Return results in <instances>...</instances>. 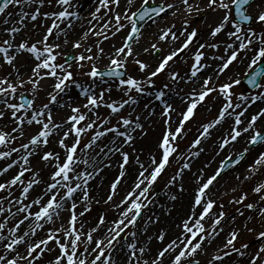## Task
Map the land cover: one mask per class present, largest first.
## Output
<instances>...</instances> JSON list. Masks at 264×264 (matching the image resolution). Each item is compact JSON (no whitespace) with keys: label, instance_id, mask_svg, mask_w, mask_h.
<instances>
[{"label":"snow or ice","instance_id":"snow-or-ice-1","mask_svg":"<svg viewBox=\"0 0 264 264\" xmlns=\"http://www.w3.org/2000/svg\"><path fill=\"white\" fill-rule=\"evenodd\" d=\"M181 2L189 13L193 7L201 10L199 4L192 5L189 0ZM254 2L207 0L208 9L223 13L215 26H209V36L215 38L223 33L227 39L199 43L190 57L192 62L188 70L181 75L171 68V64L190 49L199 35L197 29L188 30L187 20L179 35L173 31L175 25L160 29L158 41L180 43L168 54L160 56L154 68L139 59V54H134V44L142 35L138 22L155 21V17L175 9V4L142 0L133 11L134 0H126L124 10L117 11L121 0H96L97 6L90 14L86 30L71 44L73 49L82 51L67 53L61 49L69 44L68 36L75 28L73 20L80 19L77 12L70 10L74 7L73 0H0V33L7 34V38L0 40V67L6 64L11 68L0 77V120L10 116L15 125L10 131L0 129V161H7L0 167V177L16 169L11 178L0 182V193L4 194L0 195V264H117V252L124 254L120 264H200L195 257L206 253L208 246L223 232L226 217L223 204L217 205L210 188L226 169L245 158L249 147L237 153L235 158L232 154L224 157L214 174L206 180L201 171L188 214L176 225L178 234L167 243H164L167 238L164 231L154 237L146 235L148 225L156 223L158 218L145 220L143 213L154 203V186L171 159L177 161L178 168L166 187L181 179L185 170L190 169L191 159L204 151L202 141L210 137L212 129L229 118L233 123L227 134L221 137L217 155L248 133L249 146L264 143V132L257 127L258 121L264 118V110L246 117L251 104L264 99V30L252 27L253 22L264 25V10L255 15L249 12L248 8ZM45 5L55 6L58 10L43 11ZM38 18L51 21L43 36L34 42L22 38L16 43L17 35L24 31L28 22H36ZM126 29L121 45L116 47L113 44L106 52L103 43ZM89 36L98 39L87 45L85 42ZM181 37H184L182 41ZM149 51L144 49L146 53ZM161 51L158 42L151 44L153 57ZM25 53L33 61L27 79L16 64L18 56ZM105 57L108 63L101 68L99 64ZM130 57L143 77L128 74ZM241 64L245 67L242 74L238 69ZM233 67H237V73L228 75ZM162 73L168 74L170 83L157 88L155 78ZM225 76L227 79L222 81ZM78 77H87V80ZM46 79L52 81L48 102L38 106L37 94L41 82ZM245 80L257 90L255 95L234 91ZM181 83L191 85V91L183 96L180 95L183 91L179 87ZM113 84L122 93L119 99L112 98ZM25 85H31L28 90L31 98L25 96ZM73 91L79 100L72 96ZM173 92L186 105L179 113L180 119L174 129L171 126L172 113L176 108L169 96ZM213 93L223 98L217 116L203 123L190 146L181 151L179 141L186 135L185 124ZM140 96L154 97V102H159L161 107L165 130L157 143L160 158L150 155L145 162L136 153V177L117 202L115 197L127 177V166L131 162L125 148L136 152L135 134L144 129L140 116L133 115ZM234 97L243 104L234 103ZM57 104L70 110L61 123L54 120L50 107ZM126 106L131 111L124 114ZM152 111L154 114V109ZM33 125L39 126L35 134L27 142H20L25 136V126ZM54 136H59L57 143L63 150V158L60 152L48 148L50 138ZM117 154L120 157L119 171L109 185L106 198H103L104 204L114 208L115 217L110 219L107 214L100 215L89 226L86 216L93 203L101 202L91 195L94 189L90 182L105 168L112 167L111 158ZM33 157L43 162V168H34ZM261 167H264V152L255 158L248 172L255 174ZM44 168L51 169L47 179L42 175ZM41 185L40 191L33 195ZM252 192L259 197V202H264V183H259ZM170 199L175 201L177 196L171 195ZM247 199L248 194L242 193L229 203L242 204L248 210L256 209L259 217L264 219V204H245ZM64 213L68 214L67 217ZM254 219L248 217L249 221ZM141 221L143 227L138 228ZM244 227L249 233H255V239L261 242L255 251H247L250 243H240L242 230L233 228L207 264L217 261L223 264L225 257L232 253L248 255V264H264V227L258 231L248 225ZM41 231L43 236H39ZM141 237H145L143 243ZM153 239L163 244L154 255L150 247ZM53 252L56 255L45 260Z\"/></svg>","mask_w":264,"mask_h":264},{"label":"rangeland","instance_id":"rangeland-1","mask_svg":"<svg viewBox=\"0 0 264 264\" xmlns=\"http://www.w3.org/2000/svg\"><path fill=\"white\" fill-rule=\"evenodd\" d=\"M142 0H134V5L132 7V10L135 11L136 8L139 7V5L141 4ZM161 2L164 3H172L175 5H180L182 11L180 13H177L176 15L167 17L162 19V21H164L163 23V29L164 28H169L172 25H175V28L173 29V31H177L178 29H182L183 27H185V20L188 21V30L191 31L192 29H197L199 32L198 38L196 39V41L194 42V44L190 47V49L186 50V53L181 54L180 58L178 60H176L174 63L171 64V68L174 69L175 71H178L181 75H183L187 70L189 65L191 64V55L192 53L196 50V47L198 46L199 43H204L205 41H212L213 39L216 41H225L227 39V37L224 34H220L219 36L212 38L209 36V32H210V27L209 26H215V24L219 21L220 16L223 15L222 12L220 13H214L212 12L211 9L207 8V0H189V3L192 5H196L199 4V8L201 9L200 11H197L195 7H193L191 13H189L188 11H186V6L181 2V0H155L156 4H160ZM125 6L122 8V10H124ZM58 9L55 6H48L45 5L43 11H57ZM120 10V11H122ZM171 9H169L166 13H164V15L162 16V18L164 16H166L167 13L170 12ZM264 10V0H255V2L252 4V6L250 8H248V11L251 12L253 15L257 14L258 12ZM10 11H14L12 9H10ZM212 14L216 15V19L213 21L212 18ZM157 20V19H155ZM45 22V20L43 19H39L31 26H28L27 28L24 29V31L20 34L17 35V40L16 42H20V40L22 38L24 39H29L30 42H34L36 40H39L43 34H41L40 36H37L36 32H39L40 29L42 28V24ZM151 21H147L145 23V25H143L141 27V33L143 35V30L148 26V23ZM252 27L256 28L257 30H264V25L261 24H257L255 22L252 23ZM34 28V29H33ZM127 29L124 32H121L120 34H118L119 41H118V46L121 45L122 40L124 35L126 34ZM227 31V29H226ZM37 37H36V36ZM205 35V36H204ZM204 36V37H203ZM205 37H209L207 39H205ZM7 38V34L3 33L2 35H0V40H3ZM151 39H153L154 37H150ZM62 39V38H61ZM98 39L97 37H94L93 39H90L89 41H87V45H91L93 43L94 40ZM181 41L184 39V37L180 38ZM78 40L77 38H71L70 39V43L72 44V42ZM174 43V42H173ZM180 43V41H176V44H174V46H172L169 50H171L172 48L176 47L178 44ZM69 46V50L65 51L64 48L61 49L62 51H65L67 53H72V52H79L82 51V49H73L72 46ZM138 46L140 49L139 52V59L143 60V61H148L149 59L153 60V65H156L159 62V57L168 54V51H165L163 47H159L162 49L161 53L156 56L153 57L151 55V43H143L139 40L138 43L134 44V47ZM148 48L150 51L149 52H144V49ZM209 52H211L212 50L209 49ZM220 51H223V47H221ZM26 54L20 55L16 61L17 66H20V63L22 62V60L24 59ZM187 60V63H185V61ZM103 63L106 65L107 63V59H104ZM104 67V66H103ZM101 66V68H103ZM239 72L242 74L245 71V67L244 64H241L238 66ZM88 69H84V71H87ZM9 72V70H7L6 68H2L0 67V77L6 75ZM237 73V67H233L232 68V72L228 73V75H233ZM128 74L136 76V77H143V73H140L137 69V65L132 62V59L129 60L128 63ZM81 78L83 80H87V77H78ZM243 78V77H241ZM222 81L227 79V76L222 77L221 78ZM156 80V86L157 88L162 87L164 83H170L169 80V76L167 73H162L159 77L155 78ZM47 83L51 84L52 81L48 80ZM180 88L183 89V91L180 93L181 96H183L185 93L190 92L191 91V85H184L183 83L180 84L179 86ZM31 89V85H25V96H27L28 98H31V94L28 90ZM48 90V87H44V89H41L38 94H37V99H36V104L38 106L43 105L44 103H47L48 100H38V96L39 93H44L45 91ZM234 91L237 94L243 93L245 95H255L257 90H248L243 84H241L240 86H238L236 89H234ZM122 93L116 90V86L115 84H113V92H112V98L113 99H119L121 97ZM170 98L174 100H178L180 99L177 95H175V93H169ZM143 97H148L149 99L147 101H144V103H141V105L139 106L138 111L139 113H142L143 111H145V105H147L150 101L154 102V97H150V96H140L138 97V99H142ZM82 102V101H81ZM223 102V98L222 97H218L216 93H213L212 95H210L209 97L206 98L205 102L202 103L201 105L198 106L197 110L195 111V115L192 117V119L190 121H188L185 124V129H186V135L184 137L183 140L179 141V145H180V150L184 151L185 149H187L191 142L193 141V139L198 135V131L200 129V126L203 123H207L211 120H213L217 114L218 111L222 105ZM233 102L234 103H242L240 101H237L235 99V97L233 98ZM156 105L159 106L160 110L161 107L159 104ZM174 107L176 108V112L172 113V128L174 129L176 127L177 122L180 119V115L179 113L183 112L186 108L185 104H182L181 106L177 107L174 104ZM260 110H264V99L261 100H257L254 104H251V106L248 108V112L246 113V117L250 118L251 115L256 114L258 111ZM70 111V110H69ZM102 111H106L103 110ZM127 111H130L127 106H126V110L124 111V114H126ZM239 111V109L237 110ZM138 115L137 111L136 113L133 114ZM244 119V118H242ZM142 121V120H141ZM233 123L232 119L229 118L228 120H226L225 122H223L221 125H218L215 129L211 130V135L209 138H207L206 140L202 141V147L204 149L203 152H201V154L199 155L202 160L198 161V162H194L191 163L190 169L185 170L183 176H185V178L187 177V179L183 178L180 179L177 184L180 185L177 189L179 191H182V194H180V196L175 200L178 202V200H182L184 195H186L185 193L188 192V190L191 191V195L193 196L195 193V190L197 188V179H192V176L195 175V173H197V177L200 176L201 171H203V178L206 180L209 176H211L212 174H214L215 170L218 168L220 161L226 157L228 154H232L233 157H236V154L239 152H242L243 149L245 147H249V152L245 155V158L235 167H233L232 169H229L228 171H225L224 173L221 174V176L217 179V181L214 182V184L211 186L210 188V193L212 195V193L217 192V190L222 189L223 188V193H219L218 197L213 198L217 201V205L219 204H223V211L226 213V217H225V221L226 222L233 214L236 213V211H238L239 213L243 212V215H240V219L237 220L236 222H234L233 224V228L239 227L241 226H245L247 224H250V221L248 220V217L253 216L255 217L254 220H252L251 222L254 223V228L258 230H260L262 227H264V219L260 218L258 215V212L256 209H252V210H248L244 207V205L242 204H232L229 203L230 200L235 199L237 197H239L242 193H247L248 194V199L244 202L245 204L247 203H254V204H258V206L260 204H264V202H259V197L255 194V193H250L252 190V187L254 188L255 186H257L259 183H264V167H261L259 169V171H257L255 174H250L248 172V165L253 164L255 158L258 157V155L261 153L260 151H262L261 149L264 148V143H259L256 146H249L247 144V136L250 135V133L245 134L243 137L239 138L237 142H235L233 145L227 147L224 151L220 152L219 155H217V151H218V144L220 142V139L222 136L226 135L227 132L230 129V125ZM15 125L13 124L11 117L10 116H6L3 120H0V129H3L4 131H10L12 127H14ZM157 127L156 130H152L150 128H147L145 130H143V132H140V134H138V138L135 141V149L136 151L138 149H143L147 143H155V152H154V156H156L157 159H159L160 156V150L157 148V142L159 141V139L162 136V133L165 130V124H164V118L161 116L160 117V121L157 122L156 126H154L153 129H155ZM241 127H243V125H241ZM257 127L259 128L260 131L264 132V118H262L261 121H258V125ZM39 126L38 125H33V126H25V136L24 139L20 142H27V139L35 134V132L38 130ZM111 135V134H110ZM87 139V137H85V140ZM71 141V139L69 140V142ZM131 148H129L127 151L129 152V154L132 153ZM61 153V157L63 158V150L60 149L59 147L55 150ZM264 152V150H263ZM257 153H259L257 155ZM150 155H148L149 157ZM197 156V157H199ZM194 157V158H197ZM214 158H216L217 162H211L212 160H214ZM193 159V158H192ZM191 159V161H192ZM120 160V157L116 158V163H118ZM181 163H183V161H181ZM33 166L36 169H41L43 168V162L39 160L38 157H33ZM178 168V164L177 161L175 159H171V163L168 167H166L165 171L161 174V177L158 178V181L156 183V185L154 186L155 188V198H157L158 196H162L166 191H168L170 189V187H166L168 181L170 180V178L175 174L176 170ZM105 169H109V168H105ZM51 171V169L48 168H44L42 175L44 176L45 179H47V174L48 172ZM15 173V171L13 173H11L12 175ZM249 177L248 179H244V177ZM115 177V173L112 174L109 179H114ZM239 177V179L237 178ZM191 178V179H190ZM111 180L108 181V183H106V188L108 187L109 183ZM230 183H234V186H230ZM237 184V185H235ZM181 185H183V190H181ZM120 188V187H119ZM232 189H236L235 192L232 191ZM127 191L125 189L120 190L118 194L115 197V200L120 199L122 197V194L124 195V192ZM0 195H4L3 193H0ZM162 199V198H161ZM165 200H168L169 198H164ZM165 200H157V203H152V206L150 205L149 208L144 210V219L147 220L148 217L151 216L152 211L160 209L161 208V204L165 202ZM175 204L172 202L171 203V207L168 209L170 210L171 208H173ZM170 206V205H169ZM102 207H97L96 205H92V210L89 214H87L86 219L89 221V226H91L92 224H94L97 220V218L100 215H111L112 211L111 210H107L106 213H104L103 211H101ZM214 211H216V209H214ZM67 213H65V217H67ZM109 217V216H108ZM223 222V223H224ZM152 224V223H151ZM155 224V223H154ZM158 224V223H157ZM156 224V225H157ZM161 224V221H160ZM150 225V224H149ZM48 227H51V225H48ZM143 227V221L140 222V224L138 225V228H142ZM158 230V229H157ZM156 231V229H155ZM157 232V231H156ZM155 233V232H154ZM154 233L152 234V236L154 235ZM44 232L41 231L39 233V236H43ZM143 239V237H141ZM157 243L159 241H156ZM260 241H257L255 239V233H246L243 237H240V243H250V245L252 244H259ZM165 243V242H164ZM163 246V244L161 246L158 247L157 244V248L154 249L153 255L155 254V252L161 248ZM237 247H239V243L237 244ZM24 251V249H23ZM22 251V252H23ZM249 252V250H247ZM255 250H251L249 253L253 252ZM55 253V252H54ZM56 254V253H55ZM202 253L197 254V256L195 257V259L200 261V264H207L204 261H202L203 256H200ZM46 258V257H45ZM244 260L242 258H240L239 254H233L230 257H225L224 261L225 264H236L238 261ZM223 261V262H224ZM219 262V261H217Z\"/></svg>","mask_w":264,"mask_h":264},{"label":"bare ground","instance_id":"bare-ground-1","mask_svg":"<svg viewBox=\"0 0 264 264\" xmlns=\"http://www.w3.org/2000/svg\"><path fill=\"white\" fill-rule=\"evenodd\" d=\"M73 4L74 7L72 9H70L71 11H75L78 13L80 19L79 20H73V23L75 24V28L74 30H72V32L70 33V35L68 36V40H69V44L67 45L66 48H64L65 51L69 50V46H70V39L71 38H77L80 39L81 35L83 34V31L86 30L87 26H88V21L91 19V13L95 10L96 5V0H73ZM126 4V0H121V6L120 9H117V11L122 10V8L125 6ZM177 7L175 9H171L169 13L166 14V16H164L163 18L161 17L158 20L155 21H151L148 23V26L143 30V35H141V38L139 39L142 44L143 43H157L160 47H163L165 51H170L169 49L174 46V44H176V42H171V41H158V37H159V33H160V29H163V23L164 21H162V19L173 16V12H175V15L177 13H180L182 11L181 6L180 5H176ZM212 18L213 21L216 19V15L212 14ZM35 22H28L27 27L33 25ZM51 23V21H45L42 25V28L40 29L39 32H36L37 36H40L41 34H43L45 32V28L47 27V25H49ZM95 23V22H94ZM64 25H62L63 27ZM26 27V28H27ZM34 29V28H33ZM179 30L178 29L176 32L179 35ZM3 33H0V35H2ZM5 34V33H4ZM223 34V33H221ZM36 36V35H35ZM36 36V37H37ZM205 36V35H204ZM203 36V37H204ZM219 36V35H218ZM150 37H154L153 39H151ZM18 38V37H17ZM94 36H89L87 41H89L90 39H93ZM119 36L117 35L116 37L111 38L109 41H105L103 43V47L105 48V51H109L112 48V45L115 44L116 47H119L118 41H119ZM209 37H205V39H207ZM63 39V38H62ZM61 39V42H62ZM17 40V39H16ZM87 41L85 42L87 44ZM19 43V42H16ZM140 48L138 46L134 47V54H139ZM25 57L22 60V62L20 63V66H17L20 71L24 74V78L27 79V76L30 74V69H31V65L33 63L31 57L29 56V54L25 53ZM20 56V55H19ZM18 56V57H19ZM24 56V54H23ZM105 59H107L105 57ZM132 58L130 57L129 60H131ZM147 63L151 64L153 66V68L156 65H153V60L149 59L148 61H146ZM108 63V60H107ZM106 63V64H107ZM99 66L103 67L105 66L104 63L99 64ZM2 68H6L7 70L11 71V68L8 65H4ZM206 71H210V70H206ZM50 79H46L44 81L41 82V89H44V87H48V90L45 91L44 93H39L38 96V100H48V92L51 90V84L47 83V81ZM51 81V80H50ZM72 96L74 98H76L77 100H79V98L76 97V92L73 91L72 92ZM149 98L148 97H143L142 99H138L139 103L134 106L135 107V112L137 111V114L140 116L141 118V122L144 125V129L150 128L152 130H156L157 127L155 129L154 126H156L157 122L160 121V117H161V110L159 108L158 105H156V102H152L150 101L147 105L149 106L148 108L145 109V111H143L142 113H139L140 111L138 110L139 106L141 105V103H144V101H147ZM174 104L179 107L182 104H184L181 99L178 100H174ZM51 110H52V114H53V118L57 123H61L69 114L70 111L69 109L66 108H61L59 107V105H51ZM154 109V114H153V110ZM131 111V109H129ZM139 111V112H138ZM264 129V127H263ZM138 134H140V131L138 130L137 133L135 134L136 137L138 136ZM138 138V137H137ZM136 138V140H137ZM59 139V136H54L52 138H50V144L48 145L49 149L52 150H56L59 146L57 143V140ZM71 139V138H70ZM69 139V140H70ZM135 140V141H136ZM158 143V142H157ZM155 143L151 142V143H147L145 146H143V149H138L136 152H133L130 154V164L127 166V177L126 179L122 182V184L120 185V190H128V188L130 187V185L132 184V181L135 179L137 171H138V165L135 163L134 157L136 155V153L140 154V158L141 160L147 162L148 161V155H153L155 152ZM129 148H125V150L127 151ZM263 152L264 148L261 149ZM259 153H257L258 155ZM119 155L117 154L116 156H113L112 159V167H110L108 170L104 169V171L99 175L96 176V178L91 181V185L92 188L94 189V191L91 192V195L96 197L97 199H100V203H93L92 205H96L98 208H101V211H103L104 213H106L107 210H111L113 213L111 214V218L115 217V212H114V208L104 204L103 203V198H106V195L108 193L109 190V185L111 183V181L113 179H109V177L115 173V176L118 174L119 171V167H118V163H116V158H118ZM13 158H16V156H14ZM202 158L199 156L197 158H193L191 163L194 162H198L201 161ZM217 159L214 158V160H212L211 162H217ZM7 163V161H0V167L5 166ZM252 165V164H251ZM250 164L248 165L249 168ZM14 171H16V169H11L5 177H0V182H2L5 179L11 178L12 174ZM197 173H195V175L192 176V179H197ZM186 176V175H185ZM185 176H182L181 179L185 178ZM187 179V177L185 178ZM191 179V178H190ZM110 181L108 187L106 188V183H108V181ZM234 186V183H230V186ZM237 185V184H235ZM180 185H178L177 183L175 185H172L170 187V189L168 191H166L162 196H158L157 198L154 199V204L157 203V200H165L164 198H169L168 200H165L164 203L161 204V208L152 211V214L150 217H152L154 220H156V218H158V221L154 224H150L148 225V233L146 235L148 236H152V234L154 233L153 237L155 236L156 233H158L159 231H164L167 233V238L165 240V243L168 242V240L175 238V236L178 234L179 229L176 227L177 224H179L182 220V218H184L189 211V206L192 202V198L193 196L191 195V191L188 190L187 193H185L186 195H184L183 199L180 201H173L170 199L171 195H176L177 198L180 196V194H182V191H179L177 188ZM43 187V185L39 186L36 188L35 192H33V195H35L36 193H38L40 191V188ZM253 189V187H252ZM223 188L217 190V192L212 193V198L218 197L219 193H223ZM126 193V191L124 192V194ZM251 194L253 193L252 190L250 192ZM123 196V194H122ZM162 198V199H161ZM121 199V198H120ZM120 199H117L116 201L118 202ZM174 203L175 205L173 206V208H171L170 210H168L171 207V203ZM170 205V206H169ZM152 206V204H151ZM197 211H199V209H197ZM65 215V213H64ZM240 219V213L238 211H236L235 214H233L226 222L223 223V232L211 243L210 246H208L207 248V252L206 253H202L200 256L204 257L202 258V261H204L205 263H207V261L210 259V257L216 253L217 251V247L222 246L225 237L227 236L228 232L233 229V224L234 222H236L237 220ZM161 221V224H160ZM158 223V224H157ZM157 224V225H156ZM254 223H252L250 221V224H247L248 227H254L253 225ZM156 229V231H155ZM158 229V230H157ZM235 229L237 230H242L241 231V236L243 237L246 233H249L247 231V229L244 226H239L236 227ZM145 240V237H143V239L141 238V242L143 243ZM157 240L153 239L151 241L150 247L152 249V251L154 249L157 248V244L158 247L162 245L161 242H156ZM261 242H259V244L256 245L252 244L251 247L248 249L249 252L251 250H255ZM20 251H23V247L20 248ZM153 254V252H152ZM233 254H238V253H233ZM56 254L50 253L48 254V256H46L45 260H47L49 257L55 256ZM240 258L244 259L241 261H238L236 264H248V255H244L241 256L239 255ZM116 260H117V264H120V262L124 259V254L123 252H117L115 254ZM167 264V262H166ZM214 264H220V262H214ZM223 264H225V261L223 262Z\"/></svg>","mask_w":264,"mask_h":264}]
</instances>
